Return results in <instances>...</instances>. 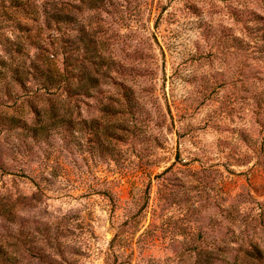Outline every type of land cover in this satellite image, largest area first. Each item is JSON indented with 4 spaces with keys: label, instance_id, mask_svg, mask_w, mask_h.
Masks as SVG:
<instances>
[{
    "label": "rangeland",
    "instance_id": "obj_1",
    "mask_svg": "<svg viewBox=\"0 0 264 264\" xmlns=\"http://www.w3.org/2000/svg\"><path fill=\"white\" fill-rule=\"evenodd\" d=\"M35 1L70 23L0 3V118L50 126L0 123V264H264V0Z\"/></svg>",
    "mask_w": 264,
    "mask_h": 264
},
{
    "label": "trees",
    "instance_id": "obj_2",
    "mask_svg": "<svg viewBox=\"0 0 264 264\" xmlns=\"http://www.w3.org/2000/svg\"><path fill=\"white\" fill-rule=\"evenodd\" d=\"M103 0H90L89 3L91 5V8H97L98 5ZM0 3L5 8L4 14L7 17V21H13L16 19V15L19 13H29L32 12L35 17L43 15L45 13V16H47V20H53L58 22L59 24H69L70 23V15L64 10L63 12H41L40 4L36 3L34 0H0ZM39 19V18H36ZM21 28L23 26L19 24ZM7 41V40H6ZM91 52V48L88 49ZM23 53V52H22ZM3 65V64H2ZM36 74L39 77L41 86L48 90L52 87H57L59 90H64L68 93H75V92H81L86 91L88 92V87H97L99 84V81L97 78H95L94 75H89L80 85L78 88H73L68 85V82L59 78L55 74L52 73L50 70H45L42 68L36 69ZM25 74L19 70L14 69L13 70V84L10 82H6V94L9 97H13L15 95V90L13 86H19L21 88L25 87ZM4 79V78H3ZM87 86V90H86ZM57 110V107L52 106L50 113L53 114ZM39 114V113H38ZM40 115V114H39ZM56 119V118H54ZM59 119V118H58ZM40 122V123H39ZM44 120H40L39 118L36 119V123L34 125H30L26 120L23 119L21 116H15V115H6L0 118V123H2L5 126H8L11 129L15 128H21L24 133L31 134V137L35 140L42 139L44 137L48 136V131L50 129V126L48 123H44ZM68 120H66L65 117L59 119L55 125L58 123L61 125L67 124ZM58 124V125H59ZM256 254H252V252L247 253L248 261L244 262L245 264H251V257L256 258L258 261H261L263 259L262 255L260 254L259 250H256ZM5 254V251L0 247V261L3 258Z\"/></svg>",
    "mask_w": 264,
    "mask_h": 264
}]
</instances>
